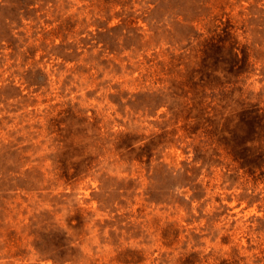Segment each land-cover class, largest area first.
Returning <instances> with one entry per match:
<instances>
[{
    "label": "rangeland",
    "instance_id": "obj_1",
    "mask_svg": "<svg viewBox=\"0 0 264 264\" xmlns=\"http://www.w3.org/2000/svg\"><path fill=\"white\" fill-rule=\"evenodd\" d=\"M0 264H264V0H0Z\"/></svg>",
    "mask_w": 264,
    "mask_h": 264
}]
</instances>
